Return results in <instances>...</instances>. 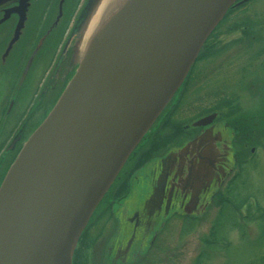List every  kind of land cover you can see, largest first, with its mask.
<instances>
[{
	"label": "water",
	"instance_id": "water-1",
	"mask_svg": "<svg viewBox=\"0 0 264 264\" xmlns=\"http://www.w3.org/2000/svg\"><path fill=\"white\" fill-rule=\"evenodd\" d=\"M102 1H82L60 54L70 50L75 72L0 184V264H71L95 207L181 89L206 38L229 9L247 0H113L84 47ZM214 116L192 126H206ZM209 149L179 183L186 215L202 214L212 191ZM182 151L154 158L133 175L113 206L120 246L133 242L144 250L172 211L175 184L163 165ZM136 182L137 193L126 199Z\"/></svg>",
	"mask_w": 264,
	"mask_h": 264
},
{
	"label": "rangeland",
	"instance_id": "rangeland-1",
	"mask_svg": "<svg viewBox=\"0 0 264 264\" xmlns=\"http://www.w3.org/2000/svg\"><path fill=\"white\" fill-rule=\"evenodd\" d=\"M232 10L233 13L224 17L212 32L211 39L207 43V47L210 46L209 52H206L207 47L203 50L206 53L202 52L203 62L194 63L173 116H170L167 123L164 122L158 130L150 132L149 139L157 142L154 153L177 141L179 138L177 128L181 121L193 122L199 116L210 114L217 108L221 109L219 111L223 116L236 114L252 118L260 113L262 103L257 89H253L251 84L257 82L258 77L264 76V53L261 54V51L264 52V0H253ZM67 22L69 24L70 19ZM71 24L72 22L69 25ZM69 28L66 29L58 47V54L62 51ZM66 53L71 57L70 50ZM59 57L60 55L57 57V62ZM43 60L38 62L34 73L28 74L25 85L16 97L19 100L14 102L13 113L8 118L11 128L4 130L0 135V144L2 143L0 166L6 159L5 147L13 136L9 137V133L30 124L43 110V104L38 108H31L39 86L43 84L41 87L43 90L51 76L54 78H52L53 84L58 85L64 76V66L56 74L55 70L51 72L47 69L50 61L43 65L46 62ZM70 63L76 64L72 60ZM11 76L13 75L9 72L0 73V112L2 110L0 124L6 119L5 111L12 91ZM22 112L26 113L15 126L16 122L12 121ZM250 122L256 130L258 122L253 123L252 120ZM248 136H254L256 142L255 135L249 133ZM151 151L152 149L147 155H150ZM139 171L138 169L136 172ZM137 190L136 182L126 199L133 198ZM229 195L233 203L243 200L247 195H252L256 205L253 206L252 202L245 200L242 206L237 207V212L226 205L218 220L220 225L216 229L214 238L218 242L208 246L204 244L206 239L213 235H208V231L215 220L217 197L205 207L201 216L191 219L192 222L188 219L180 220L179 217L169 218L159 234L155 235V240L147 253V262L143 264H191L199 251L202 252L199 264H264V150H257L252 162L242 166L241 175L235 180ZM257 205L259 212L255 210ZM120 208L124 209V205ZM104 215L106 216V214L102 216ZM95 225L96 223L93 224L92 229ZM101 225L102 223L99 224ZM92 232L95 233L96 230L93 229ZM109 236L112 237L113 233L111 232Z\"/></svg>",
	"mask_w": 264,
	"mask_h": 264
},
{
	"label": "flooded vegetation",
	"instance_id": "flooded-vegetation-1",
	"mask_svg": "<svg viewBox=\"0 0 264 264\" xmlns=\"http://www.w3.org/2000/svg\"><path fill=\"white\" fill-rule=\"evenodd\" d=\"M249 2L250 1L246 2V4ZM73 5H78V0H0V73L9 72L10 75H13L10 77V89H12V91L7 106L8 108L5 111L6 119L3 124H0V135L4 130L11 128V122L8 121V118L13 113L14 108H12V106L15 101L19 100V98L16 97H18L19 91L23 85H25L28 74L34 73L36 70L38 62L44 59L43 61L46 62L43 65H46L50 61L47 69L49 71L51 70V72L55 70L56 74L59 73L63 66L65 67V70H63L64 76L61 78L58 85L53 84V77L51 76L49 82L44 85L45 87L43 90H41L43 86V84H41L35 93L31 108H38L39 105L43 104V110L39 115L31 121L30 124L25 125V130V126H22L16 129V131L13 130V132L9 133V137L13 136L6 145L7 147H5L6 159L3 165L0 166V181L10 161L15 157L26 138L38 125L42 116L48 111L49 107L52 106L61 92L66 79H69L71 76L74 64L70 63L71 58L69 54L65 53L66 55L62 58L60 56L57 62V57L62 51H60L59 54L57 52L63 40L64 33L72 21L74 11H71V8ZM232 13L233 10L226 16ZM69 19L70 22L67 24V20L69 21ZM211 36L212 34L208 40H206L202 52L206 49ZM209 49L210 46L207 47L206 52H209ZM202 52L196 59V64L203 62V54L206 52L204 51L205 53L203 52V54ZM261 52V54L264 53L263 51ZM29 59L31 60L29 61ZM22 74H27L23 81L21 79L19 80ZM251 86L258 91L259 100H261L262 103L260 113L254 115L252 118L250 116L245 117L236 114L233 116H223L219 111L221 109H211L212 113L202 116L205 117L215 114L208 125L193 127L192 120L181 121L177 128L179 133L177 141L151 154L150 159L159 157V160L167 156L173 149L183 150L180 156L174 157L173 166L169 164L163 165L170 177L169 184H175L171 193L173 208L168 216H164L166 219L163 218L164 220L161 225L158 228L156 227L157 230H155L154 236L151 237L149 242L145 243L146 248L144 250H138L135 244L132 245L133 242H129L126 247H122L120 246V241H118V243L115 240L119 237L117 231L118 224L112 217L111 205L125 190L126 182L129 180L131 174L144 162L143 160L146 161V159H149L146 153L154 146V140L151 138L149 139L151 134L145 138L146 141L144 144L139 145L136 151L128 157L109 191L102 198V201L94 213L90 226H88V229L76 246L72 264H122L119 261L129 254H135V257L131 262H124L123 264H143L147 262V253L149 252L153 240H155V235L157 236V234H159L163 225H165L169 218L179 217L180 220H183L185 218L191 219L201 216L204 211L199 215L195 211L189 215L183 213L182 204L186 203L187 200L184 199L185 196L180 190L181 187L179 183L186 173V169L188 170L190 166L193 167L197 165L200 158H205L202 157L201 154L208 146L211 147L209 150L212 152L211 157L213 166L210 170L207 182L208 188H212V191L208 199L207 196L205 197V200L207 199L206 206L212 199L214 201L217 197L222 198V194L225 190L231 192L235 180L241 175L242 166L252 162L257 150H264V76L258 77V81L255 83L253 82ZM51 88L53 89L50 90ZM40 90L41 92L43 91L42 94ZM182 93L176 103L177 106L180 103ZM40 94L41 97L39 101L36 102V98ZM24 113L26 112L20 113L17 118L12 121L16 122L15 126H17L20 118L22 120ZM202 117L199 116L197 120ZM251 120L253 123L258 122L256 130L254 126H251ZM163 123L164 122H161L160 119L154 123L151 129H154L155 132ZM249 133L255 135L257 143L254 141V136H248ZM200 138L201 141L199 142L198 139ZM196 142V146L193 147L190 145ZM10 145L11 147H9ZM248 196L252 195H247L244 198L246 199ZM199 201L200 199L198 202ZM103 214H106V216H102ZM95 223L96 225L93 229H95L96 232L93 233L92 226ZM100 223H102L101 226H99ZM111 232L113 233L112 237L109 236Z\"/></svg>",
	"mask_w": 264,
	"mask_h": 264
},
{
	"label": "trees",
	"instance_id": "trees-1",
	"mask_svg": "<svg viewBox=\"0 0 264 264\" xmlns=\"http://www.w3.org/2000/svg\"><path fill=\"white\" fill-rule=\"evenodd\" d=\"M253 0H251V2H252ZM74 8H75V5H73L72 6V8H71V11H73L74 10ZM177 107V105L174 107V109ZM174 109L173 110H171V112L169 113V115H168V117L167 118H165V119H163V122H166L167 123V121H168V119L170 118V116L172 117L173 116V114H174ZM167 119V120H166ZM156 141H154L153 142V144H154V146L153 147H151V149H152V151L150 152V155H147V153H148V151H150V150H148L147 151V153H146V156L149 158V157H151V154L152 153H154V149H155V146H156ZM162 145H163V143H161ZM160 146V145H159ZM157 147V146H156ZM244 201H245V198H243V200H241V201H237L236 203H233L232 202V204H231V202L229 201V200H224L223 198H221V197H218V200H217V202H218V204L217 205H220L219 206V208H218V216L216 217V220L214 221L218 226H213V230H214V236L213 237H216V229H217V227H219V222H218V220H219V218L221 217V215H222V212H223V208L227 205V206H231L233 209H234V211H236L237 212V210H238V208L237 207H240V206H242V204L244 203ZM248 207H249V204H248ZM185 219H188V218H185ZM189 220V222H192V220L191 219H188ZM191 225V224H190ZM185 228V227H184ZM218 242V240H214V239H206V243H204V244H206L207 246L208 245H210V244H212L213 242ZM202 256V253L200 254V257Z\"/></svg>",
	"mask_w": 264,
	"mask_h": 264
},
{
	"label": "bare ground",
	"instance_id": "bare-ground-1",
	"mask_svg": "<svg viewBox=\"0 0 264 264\" xmlns=\"http://www.w3.org/2000/svg\"><path fill=\"white\" fill-rule=\"evenodd\" d=\"M113 0H103L102 3L100 4V7L98 8V10L96 11V13L94 14V16L92 17L86 35L84 37V47L86 46V43L89 41V39L91 38L90 36L93 35L94 30L98 27L99 23H100V18L103 14V11L105 9V7L107 6V4H109L110 2H112ZM121 1V0H120Z\"/></svg>",
	"mask_w": 264,
	"mask_h": 264
}]
</instances>
